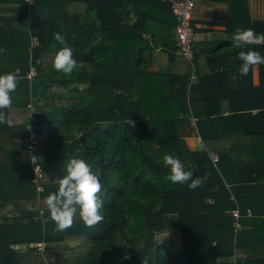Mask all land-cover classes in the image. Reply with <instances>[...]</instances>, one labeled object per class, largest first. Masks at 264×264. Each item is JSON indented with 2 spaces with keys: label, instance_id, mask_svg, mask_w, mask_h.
<instances>
[{
  "label": "trees",
  "instance_id": "obj_1",
  "mask_svg": "<svg viewBox=\"0 0 264 264\" xmlns=\"http://www.w3.org/2000/svg\"><path fill=\"white\" fill-rule=\"evenodd\" d=\"M171 1L0 0V74L21 70L11 96L23 111L22 120L0 124V264H142L143 256L149 264H264V64L242 76L238 59L249 49L264 56V41L232 43L237 28L264 35V17L251 18L249 0H212L225 3L226 18L202 23L223 26L224 37L195 40L190 62L175 44ZM61 47L77 61L67 76L52 67ZM156 50L193 72L152 70ZM29 58L38 61L31 84ZM30 98L44 134L39 193L26 153ZM192 135L202 149L189 148ZM167 154L206 177L203 184L170 182ZM73 158L100 177L104 220L86 228L77 214L72 228L57 232L44 200ZM175 231L173 252L155 240Z\"/></svg>",
  "mask_w": 264,
  "mask_h": 264
},
{
  "label": "clouds",
  "instance_id": "obj_2",
  "mask_svg": "<svg viewBox=\"0 0 264 264\" xmlns=\"http://www.w3.org/2000/svg\"><path fill=\"white\" fill-rule=\"evenodd\" d=\"M53 37L60 45L65 44V39L59 32L53 33ZM262 41H264V35L258 36L250 28H237L232 37V43L237 49H243L247 45L258 44ZM4 51V49H0V54H3ZM238 59L242 62L239 68L242 76H247L253 66L264 64V56L253 49L240 51ZM52 67L57 72L66 76L70 75L77 68V61L73 58L72 49L61 47L55 53ZM20 73L21 70L16 68L13 71L0 74V124L11 126V121L3 110L12 106L11 93L18 86ZM162 163L169 169L167 179L173 184H187L189 189L194 190L200 187L206 178L194 177L193 172L185 170L180 159L172 154L163 156ZM65 172L66 174L62 178L56 180L57 190L50 192L44 200L50 219L55 224L54 230L64 232L72 228L77 214H79L84 227L94 228L104 220L101 212L103 201L99 196L104 189L100 177L92 171L88 163L77 158L67 161ZM142 264H149L148 256H143Z\"/></svg>",
  "mask_w": 264,
  "mask_h": 264
},
{
  "label": "built area",
  "instance_id": "obj_3",
  "mask_svg": "<svg viewBox=\"0 0 264 264\" xmlns=\"http://www.w3.org/2000/svg\"><path fill=\"white\" fill-rule=\"evenodd\" d=\"M29 3L31 0H26ZM195 9V0H172L170 3V11L172 15L177 20V25L175 28V44L178 47V52L188 61L193 60V50L192 43L195 41V30L192 24L193 14ZM38 43L36 37L32 36L30 38V46L28 47L29 52L31 53L32 47H34ZM36 62H33L31 58H29V68L24 76L26 80H28L29 84H31L32 80L37 74ZM193 77V76H192ZM36 113V107L34 106L31 98L27 103V129L29 130L28 142L26 145V153L28 155L29 163L33 170V179L36 185V192H40L43 188L39 183V179L43 176V171L38 163V154H37V145L38 139L42 137L44 134L38 133L35 130V126L33 124V118ZM211 159L213 162H216L218 159L217 154L211 153ZM232 216L237 219L239 216L238 210L232 211ZM236 228H239L240 225L236 221ZM45 247V242H38L36 244V252L38 254L43 253V249Z\"/></svg>",
  "mask_w": 264,
  "mask_h": 264
},
{
  "label": "crops",
  "instance_id": "obj_4",
  "mask_svg": "<svg viewBox=\"0 0 264 264\" xmlns=\"http://www.w3.org/2000/svg\"><path fill=\"white\" fill-rule=\"evenodd\" d=\"M263 1V0H262ZM201 3H207L208 6H204L205 9H202L203 5ZM214 3V4H213ZM225 4V3H224ZM223 2H218V1H212V0H195V9H194V15L193 19L196 23L194 25L195 28H204L203 31L196 32V37L195 40L200 41V40H217L221 39L224 37V27L221 25H207L203 24L202 21L204 20H215V21H223L226 18L227 11L225 10ZM264 6V5H263ZM208 10L211 13H207ZM206 11V12H204ZM252 13H250L251 18L253 19H260L264 17V8L263 9H258L254 8L252 9ZM260 36V34H257ZM166 57V65H157V69L154 70H160L169 67V65H173L168 63L167 60V54L163 51L156 50L155 53L153 54V60L150 64L151 66L154 67L156 65L155 61H158V59H161L160 57ZM177 64V63H174ZM191 67V66H190ZM153 70V69H152ZM191 72L192 69H191ZM192 75V74H191ZM194 77V75H192ZM191 76V78H193ZM257 71L254 70V77L253 81L254 83L257 82ZM16 99H12V106L8 108L7 111V116L11 118L10 121H20L23 119V111H19L18 109H15L13 104ZM25 116V115H24ZM187 144L191 150H200L203 148V144L200 141V138L192 135L190 137L186 138ZM219 260H223V258H219Z\"/></svg>",
  "mask_w": 264,
  "mask_h": 264
},
{
  "label": "rangeland",
  "instance_id": "obj_5",
  "mask_svg": "<svg viewBox=\"0 0 264 264\" xmlns=\"http://www.w3.org/2000/svg\"><path fill=\"white\" fill-rule=\"evenodd\" d=\"M201 4L203 5L202 9H205L204 6H208L207 3H201ZM263 4L264 3H263L262 0H249L250 13L253 14V12H252L253 7L254 8H258V9H263L264 8ZM224 8L226 10V6H224ZM204 12H206V11H204ZM207 13H211V12L208 10ZM160 58L161 59H158V61H155L156 65L154 67L151 66V69H153V70L154 69H157L156 67H157L158 64L161 65V66L163 64L166 65L167 62H166L165 55H164V57H160ZM169 67L173 71L185 72V73H188L190 71V69H191V67H190L189 64L183 63V62L182 63H179V64L169 65ZM190 73H191V71H190ZM162 237H163V239L161 240ZM155 240L158 243H161V244L166 245L168 247V249L170 250V252H173V251L179 249V246H180V240H179V233H178V231L168 232V233H158V234L155 235ZM160 240H161V242H160ZM123 250L125 251V247H123Z\"/></svg>",
  "mask_w": 264,
  "mask_h": 264
},
{
  "label": "water",
  "instance_id": "obj_6",
  "mask_svg": "<svg viewBox=\"0 0 264 264\" xmlns=\"http://www.w3.org/2000/svg\"><path fill=\"white\" fill-rule=\"evenodd\" d=\"M79 139L82 140V137L80 136Z\"/></svg>",
  "mask_w": 264,
  "mask_h": 264
}]
</instances>
